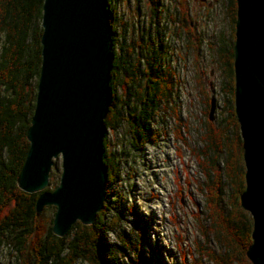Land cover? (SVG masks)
I'll list each match as a JSON object with an SVG mask.
<instances>
[{"label": "trees", "instance_id": "1", "mask_svg": "<svg viewBox=\"0 0 264 264\" xmlns=\"http://www.w3.org/2000/svg\"><path fill=\"white\" fill-rule=\"evenodd\" d=\"M104 1L111 54L109 105L103 129H116L124 121L128 125L132 148L137 149L153 139L150 128L153 113L160 103L166 105L169 102L173 74L160 62L166 50L161 39L156 41L146 33L137 41L125 42V23L117 15L118 0ZM150 2L151 14L157 15L159 0ZM41 3L42 0H0V245L3 235L12 234L16 259L19 254H24L27 259L23 264H123L122 259L129 254L132 264H148L141 250L145 244L143 230L138 229L135 234L132 228L120 231L121 215L117 205L108 219L103 205L91 224L75 222L61 237L51 232L49 219L43 235L40 233L35 244L29 243L28 238L34 229L41 231L37 221L43 209L48 208L43 207L35 215V200L47 189L26 193L15 184L28 147L25 130L34 106L40 65ZM222 5L230 25V39H233L235 2L223 0ZM183 10L180 0L178 12L182 17ZM220 42L216 56L223 77L219 90L226 116L217 122L205 121L198 137L201 145L191 150V154L204 180L203 187L199 186V189L203 188L209 226L203 235L210 233L212 240L224 250L221 256L210 258L216 264H250L245 257V248L250 242L252 221L238 201L243 189V166L241 139L232 106V41ZM118 164L119 159L107 150L103 135L101 166L105 187L117 181ZM224 181L229 187L227 199L223 197ZM108 232H116L117 243L107 241Z\"/></svg>", "mask_w": 264, "mask_h": 264}, {"label": "water", "instance_id": "2", "mask_svg": "<svg viewBox=\"0 0 264 264\" xmlns=\"http://www.w3.org/2000/svg\"><path fill=\"white\" fill-rule=\"evenodd\" d=\"M234 2L232 100L244 166L238 201L252 221L245 257L250 264H264V0ZM40 28L28 147L15 184L26 193L42 191L60 154L58 182L39 193L34 211L38 215L52 206L51 232L61 237L76 220L91 224L104 199L101 149L111 54L105 1L42 0ZM213 109L210 98L209 121ZM78 166L85 168L79 179Z\"/></svg>", "mask_w": 264, "mask_h": 264}, {"label": "rangeland", "instance_id": "3", "mask_svg": "<svg viewBox=\"0 0 264 264\" xmlns=\"http://www.w3.org/2000/svg\"><path fill=\"white\" fill-rule=\"evenodd\" d=\"M182 1L183 17L178 12V0H159L160 7L154 16L150 12V0H118L117 5V15L125 23V42L137 41L146 33L156 41L161 39L166 50L160 62L173 74L169 102L160 103L153 113L152 140L134 149L124 121L116 129H103L107 150L119 159L118 179L105 187L107 197L104 193L102 201L106 207L105 218L108 219L117 205L120 231L132 228L135 234L138 229L143 230L145 244L141 250L148 264H216L210 257L217 258L224 252L210 233L203 235L209 226L203 188L199 189L204 180L191 150L201 145L198 137L205 121H209L210 98L214 109L209 122L226 116L219 90L223 77L216 50L220 41L230 43L233 39H230L223 0ZM60 163L58 154L53 158L45 189L51 190L57 184ZM241 163L243 166L242 150ZM223 191L226 198L229 193L226 181ZM46 207L37 221L41 231L34 229L29 243L38 241L52 218L54 208ZM251 229L250 224V232ZM115 234H106L109 243H117ZM13 244L12 234L2 236L0 264H23L27 260L24 254L16 259ZM129 259L131 254L122 263L132 264Z\"/></svg>", "mask_w": 264, "mask_h": 264}, {"label": "bare ground", "instance_id": "4", "mask_svg": "<svg viewBox=\"0 0 264 264\" xmlns=\"http://www.w3.org/2000/svg\"><path fill=\"white\" fill-rule=\"evenodd\" d=\"M81 159H82L83 161L85 160L84 157H82ZM84 171H85V168H83V167H81V166H78V179H79V178H82V176L84 177V175H83V174H84ZM82 197L84 198L83 195H82ZM89 199H90V198H89ZM89 199H88V201H89ZM88 201H87V202H86V201H82L83 203H82V202H81V203L84 204V206H85V205L88 203ZM81 203H80V204H81ZM249 215H250V214H249ZM260 255H262V254H260ZM260 257H261V256H260Z\"/></svg>", "mask_w": 264, "mask_h": 264}, {"label": "flooded vegetation", "instance_id": "5", "mask_svg": "<svg viewBox=\"0 0 264 264\" xmlns=\"http://www.w3.org/2000/svg\"><path fill=\"white\" fill-rule=\"evenodd\" d=\"M200 1H203V0H200ZM179 2H180V0H178V2H177V3L179 4ZM181 3H182V5L184 6V4H183V1H182V0H181Z\"/></svg>", "mask_w": 264, "mask_h": 264}]
</instances>
